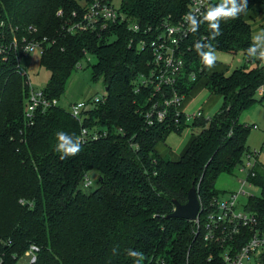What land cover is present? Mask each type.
Here are the masks:
<instances>
[{
    "label": "trees",
    "instance_id": "trees-1",
    "mask_svg": "<svg viewBox=\"0 0 264 264\" xmlns=\"http://www.w3.org/2000/svg\"><path fill=\"white\" fill-rule=\"evenodd\" d=\"M78 1L92 0H0L5 19L34 24L40 37L52 41L41 56L50 72L47 98L59 101L88 54L97 60L93 80H102L106 89V100L89 109L82 123L58 105L29 119L26 79L14 71L13 62L0 69V264H21L20 256L33 245L39 250L29 264H133L139 258L129 256V249L144 254L141 264H222L221 250L201 233L196 236L192 221L169 215L173 201L186 203L193 186L202 205H208L218 196L219 176L233 173L251 153L247 139L252 128L240 115L262 102L256 95L264 91V62L247 54L254 41L246 16L264 0H247L237 16L221 18L218 36L201 20L182 46L186 70L179 92L188 95L206 77L208 93L222 98L220 109L208 119L186 123L170 108L167 119L153 125L146 114L157 94L150 85H138L149 73L152 55L129 44L145 37L150 27L177 22L188 13L191 0H122L125 23L111 24L101 34L66 33L57 12L64 9L70 15ZM135 23L138 33L129 29ZM198 42L210 43L214 51L243 53L247 63L209 74L194 47ZM82 127L107 135L79 142L77 153L62 157L55 148L56 133L79 139ZM190 127L192 139L180 159L157 152V144L170 134ZM93 171L98 173L96 186H86ZM256 171L252 182L262 193L248 199L246 210L264 227V163Z\"/></svg>",
    "mask_w": 264,
    "mask_h": 264
},
{
    "label": "built area",
    "instance_id": "built-area-1",
    "mask_svg": "<svg viewBox=\"0 0 264 264\" xmlns=\"http://www.w3.org/2000/svg\"><path fill=\"white\" fill-rule=\"evenodd\" d=\"M216 0H191L188 13L197 18L198 23L203 14ZM79 8L67 15L64 9H59L57 16L64 19V31L76 34L79 32H92L101 34L106 32L111 24H123L127 20L113 0H92L91 2L78 1ZM187 13V14H188ZM183 15L177 22L164 21L155 28L144 30L145 37L135 41L131 39L129 46H136L141 52L150 51L152 55L151 67L147 76H141L138 85L152 86L155 89L157 100L146 114L147 123H162L167 119L170 108L176 112V116H184L186 123H192L196 118L208 119L202 111L192 113L180 109L185 95L179 92V85L186 70V60L182 56V46L189 43L190 21ZM129 29L139 32V24H130ZM146 34L148 35L146 37ZM52 44L48 36L40 37L39 29L34 24L14 25L3 17L0 10V69L13 62V69L26 79L29 89V97L25 106L26 118L32 119L42 110L57 106V99H49L45 96L44 89L35 90L27 77L26 70L21 66L23 57L39 50L41 56L48 45ZM81 67V66H80ZM195 79V75H190ZM183 82V81H182ZM140 89L136 87L138 92ZM106 95L96 97L89 101H76L71 103L68 109L71 115L82 123L87 111L95 104L104 102ZM32 123V122H31ZM257 128V125L253 126ZM107 132L90 133L86 127H82L79 142L86 143L106 136ZM240 165L245 177L242 188L232 192L227 198L216 196L208 205L201 203L197 218L192 221L199 233L203 235L205 242L221 250L220 262L222 264H264V227L261 220L253 213L240 209L239 200L244 184H253L252 178L257 175V168L264 163V153L251 152ZM248 159V160H247ZM86 186L92 185V180L86 178ZM38 247L31 246L26 252L31 257V262L36 261ZM210 260V258H209Z\"/></svg>",
    "mask_w": 264,
    "mask_h": 264
},
{
    "label": "rangeland",
    "instance_id": "rangeland-1",
    "mask_svg": "<svg viewBox=\"0 0 264 264\" xmlns=\"http://www.w3.org/2000/svg\"><path fill=\"white\" fill-rule=\"evenodd\" d=\"M116 7H120L122 0H113ZM114 39V37L112 38ZM216 60H218V68H222L225 64L231 66H237L239 63V56H232L230 53L222 52L221 54H215ZM97 62L96 57L88 54L85 59L78 65L76 69L73 70L71 76L69 77L65 92L61 96L58 102V106L69 109L71 103L76 101H89L96 97H103L106 93V89L102 80L94 81L92 77V65ZM21 66L26 70L28 74L27 77L31 83V86L35 90L45 89L50 78V72L41 64V52L36 50L27 57H23L21 60ZM81 66V67H80ZM211 70L209 71V73ZM208 76V73L206 74ZM197 81V80H196ZM206 85V77H203L196 85V92H200L198 98L194 99V103L189 109H194L200 107L202 104H207L205 106L207 110V116H213L222 105V98L216 95H210L208 91L204 89ZM190 94V93H189ZM188 94V95H189ZM264 91H261L256 95V98L262 100L253 104L248 109L244 110L240 115V121L247 123L252 129L248 134L247 145L251 152L264 153V99L262 98ZM185 95V98L188 96ZM193 96V94H191ZM184 102V100H183ZM257 125V128L253 126ZM194 132V131H193ZM192 130L185 131L182 135H170L167 144L171 147L173 153H170V158H177L180 152L184 149L187 143L191 139ZM247 157L244 158V161ZM248 160V159H247ZM237 167L231 174H221L215 183V188L218 195L222 198H227L232 192H237L242 188L243 181L242 178L245 174ZM92 185L96 186V179L98 173L93 171L91 173ZM243 190L245 193L240 196L239 205L240 209L243 210V205L247 204L250 197L260 196L262 190L259 186L254 184H244ZM21 264H29L31 262V257L24 253L19 258Z\"/></svg>",
    "mask_w": 264,
    "mask_h": 264
},
{
    "label": "clouds",
    "instance_id": "clouds-1",
    "mask_svg": "<svg viewBox=\"0 0 264 264\" xmlns=\"http://www.w3.org/2000/svg\"><path fill=\"white\" fill-rule=\"evenodd\" d=\"M247 4V0H222L221 3L210 6L203 14V21L208 22L209 29L212 30V36L220 35V19L225 17H235L241 13ZM186 18L190 21V30L195 32L198 27V21L195 16L188 13ZM254 43H252L247 49L249 57H258L264 62V30H261L252 37ZM198 55L200 56L204 65L211 67L216 59L215 51L212 45L204 43H196L194 45ZM207 49V50H205ZM57 143L56 151L63 156L72 155L80 150V143L78 138H74L66 132L59 131L56 133ZM115 251V249H114ZM128 254L131 257H138L133 261V264H141L143 259V253L138 250L129 249Z\"/></svg>",
    "mask_w": 264,
    "mask_h": 264
},
{
    "label": "crops",
    "instance_id": "crops-1",
    "mask_svg": "<svg viewBox=\"0 0 264 264\" xmlns=\"http://www.w3.org/2000/svg\"><path fill=\"white\" fill-rule=\"evenodd\" d=\"M246 19L250 22L252 30H253V36L256 35L258 32H260L261 30H264V5H258L256 6L253 10L249 11ZM221 54L222 52L220 51H215V54ZM232 56H239V61L237 63H239L237 66H234L233 68H231V66H228V64H225L221 69L218 68V60L215 59L214 64L209 67L208 73L211 70V72L209 74H212L214 72H225V71H232L234 69H237L239 67H242L243 65H245L247 63V59L244 57L243 53H237V54H230ZM220 65V64H219ZM205 91L206 88L204 87ZM195 88L190 92V94L184 99V102L182 103L180 109L184 112L187 113H192V112H196V111H202L203 113L207 114V110L205 108V106L207 104H202L200 107L194 108V109H189L190 106L194 103V99L198 98L200 95V92H196L194 91ZM261 93L263 90H260ZM259 91V92H260ZM193 94V96L191 95ZM208 115V114H207ZM243 123V122H242ZM247 124V123H246ZM192 130V128H185L183 130V132L181 134H177V133H172L170 134L171 136L176 134V135H182L185 131L187 130ZM192 134H193V130H192ZM192 134H191V139H192ZM170 136L167 138V140H169ZM190 139V141H191ZM167 140L165 142H161L159 144H157L156 146V150L157 152L161 155V156H169L170 157V153H173L171 147L167 144ZM190 141L187 143V145L184 147V149L180 152V154L177 156V158L172 160H178L180 159V157L182 156V154L185 152V150L187 149V147L190 144Z\"/></svg>",
    "mask_w": 264,
    "mask_h": 264
},
{
    "label": "water",
    "instance_id": "water-1",
    "mask_svg": "<svg viewBox=\"0 0 264 264\" xmlns=\"http://www.w3.org/2000/svg\"><path fill=\"white\" fill-rule=\"evenodd\" d=\"M173 202L175 204V209L169 215L170 218H181L188 221H194L197 218L201 206L197 187L193 186L190 188L186 203H181L177 200Z\"/></svg>",
    "mask_w": 264,
    "mask_h": 264
}]
</instances>
